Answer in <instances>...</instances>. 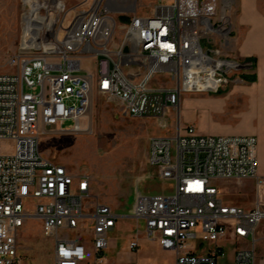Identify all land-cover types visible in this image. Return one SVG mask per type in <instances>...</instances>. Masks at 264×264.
Returning a JSON list of instances; mask_svg holds the SVG:
<instances>
[{
    "label": "built area",
    "instance_id": "obj_1",
    "mask_svg": "<svg viewBox=\"0 0 264 264\" xmlns=\"http://www.w3.org/2000/svg\"><path fill=\"white\" fill-rule=\"evenodd\" d=\"M34 1V13L23 5L20 45L8 60L13 72L0 73V142L11 143V152L0 154V264H20L17 238L27 219L39 221L54 241L53 264H103L109 233L122 219L143 221L146 239L173 251L174 264H217L228 235L248 242L235 248L233 263L254 264L264 205L245 210L227 204L218 184H258L256 137L202 135L179 122L171 135L151 137L147 164L171 192L136 193L125 216L104 204L90 209L89 177L70 173L39 150L52 131L80 133L94 95L116 102L124 116L164 126L184 95L217 94L250 74L251 62L222 57L215 47L229 38L225 4L158 0L149 14H132L121 25L115 12L131 8L115 0H82L73 9L64 0ZM67 121L72 126L63 130ZM85 224L89 245L70 237ZM197 240L211 248L186 252ZM138 247L136 238L128 245L131 252Z\"/></svg>",
    "mask_w": 264,
    "mask_h": 264
},
{
    "label": "rangeland",
    "instance_id": "obj_2",
    "mask_svg": "<svg viewBox=\"0 0 264 264\" xmlns=\"http://www.w3.org/2000/svg\"><path fill=\"white\" fill-rule=\"evenodd\" d=\"M29 1L0 0V73L13 72V69L8 65V60L19 48L22 36L23 5ZM64 1H66L68 9H73L82 0ZM115 1L125 8H131V12L121 14H118L116 8H113V11H116V23L123 25L128 21L123 22L122 18L129 19L132 14H149L158 0ZM221 1L227 10L229 38L224 45L216 43L215 47L219 49L222 57L233 58L231 42L235 35L234 26L239 13V0ZM257 6L261 14L264 15V0H257ZM72 15V11H70L64 28L68 26ZM121 35V32L117 30L116 39H120ZM239 60L252 63L253 59ZM82 65L90 70L93 69L92 66L89 67V62L85 61ZM252 73L253 71L250 74ZM241 82L252 84L241 80L227 85L217 94H186L182 98L226 97ZM177 112L178 110L171 112L164 126H161L160 122L156 120L132 119L124 116L116 102L94 95L91 99L89 112L81 121L83 130L75 135L52 131L42 136L39 150L44 158L64 165L70 173L89 177L91 199L87 204L90 209H93L96 204H104L111 207L119 216H125L132 207L136 193L163 194L171 192L170 184L165 180H159L156 170L147 164V152L148 141L151 137L171 135L177 122L181 126H186L180 122ZM192 112L196 116L200 114L198 110ZM71 126L72 122L70 121L62 125L63 130H67ZM10 152L11 143L0 142V154H9ZM261 167V173L258 169L259 186L256 185L257 179L239 183L234 181L219 183L223 201L245 210L253 208L258 202L264 205V163ZM90 232L89 224H85L70 237L81 238L82 242L89 245ZM143 234V221L135 222L122 219L116 227V231L109 235L110 245L108 248L114 246V250L111 253L105 252L104 258L114 264L112 260L116 253L122 246L128 245L130 237ZM17 241L20 264H53L54 241L44 235L39 221L27 219L25 226L19 232ZM224 255L226 254L224 253ZM262 255L264 254L261 253L258 245L254 264L258 263L257 260L260 257H264ZM131 264L172 263L164 255L156 253L151 243L140 240V247Z\"/></svg>",
    "mask_w": 264,
    "mask_h": 264
},
{
    "label": "crops",
    "instance_id": "obj_3",
    "mask_svg": "<svg viewBox=\"0 0 264 264\" xmlns=\"http://www.w3.org/2000/svg\"><path fill=\"white\" fill-rule=\"evenodd\" d=\"M238 7L239 13L234 26L235 35L231 42V53L236 59L250 58L255 60L256 81L252 84L243 82L237 84L235 90L226 97L181 98L177 113L181 123L195 127L197 132L202 135H250L256 137L258 142V169L261 173V166L264 163V15L258 10L257 0H239ZM194 110H198L200 114L196 116L192 112ZM115 231L116 228L109 235ZM135 238H139V247L140 240L149 242L153 245L156 253L164 255L174 264L176 254L173 251L162 250L156 241H148L144 234L130 237L129 243ZM257 238L261 253L264 254V234L259 231ZM128 245L122 246L116 253L112 260L114 264H131L135 260V254L138 250L131 252ZM247 246V241L235 240L231 235H228L227 239L222 242L226 255L221 257L217 264H234L235 248ZM210 248L209 245L202 244L198 240L189 241L186 252L201 255ZM112 250H114V246H110L102 253L103 264H111L104 258V254L105 252L111 253ZM257 261V264H264V257H260Z\"/></svg>",
    "mask_w": 264,
    "mask_h": 264
},
{
    "label": "trees",
    "instance_id": "obj_4",
    "mask_svg": "<svg viewBox=\"0 0 264 264\" xmlns=\"http://www.w3.org/2000/svg\"><path fill=\"white\" fill-rule=\"evenodd\" d=\"M128 20H129L128 18H122V21H123V22H124V21L126 22V21H128ZM255 68H256V62H255V60H252V71H253V73H252V74L242 75V76L240 77V79H241L242 81L247 82V83H254V82L256 81V75H255V73H254Z\"/></svg>",
    "mask_w": 264,
    "mask_h": 264
},
{
    "label": "bare ground",
    "instance_id": "obj_5",
    "mask_svg": "<svg viewBox=\"0 0 264 264\" xmlns=\"http://www.w3.org/2000/svg\"><path fill=\"white\" fill-rule=\"evenodd\" d=\"M27 4H29L31 6L32 9V13H34L36 11V9L38 8L37 4L35 3L34 0H30L29 2H27ZM111 8H117V5L115 3H109Z\"/></svg>",
    "mask_w": 264,
    "mask_h": 264
}]
</instances>
